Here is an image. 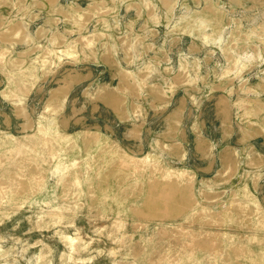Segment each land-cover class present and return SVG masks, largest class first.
<instances>
[{
    "label": "rangeland",
    "instance_id": "1",
    "mask_svg": "<svg viewBox=\"0 0 264 264\" xmlns=\"http://www.w3.org/2000/svg\"><path fill=\"white\" fill-rule=\"evenodd\" d=\"M0 264H264V0H0Z\"/></svg>",
    "mask_w": 264,
    "mask_h": 264
},
{
    "label": "bare ground",
    "instance_id": "2",
    "mask_svg": "<svg viewBox=\"0 0 264 264\" xmlns=\"http://www.w3.org/2000/svg\"><path fill=\"white\" fill-rule=\"evenodd\" d=\"M166 193V192H165ZM166 200H167V202H169L170 201V198L168 197V196H166V198H165ZM154 202H156L155 200H154Z\"/></svg>",
    "mask_w": 264,
    "mask_h": 264
}]
</instances>
